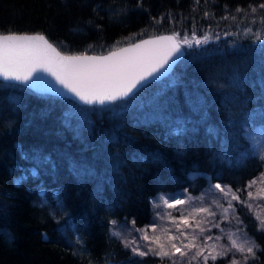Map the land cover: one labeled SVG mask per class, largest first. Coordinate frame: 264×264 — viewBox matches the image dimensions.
<instances>
[{
    "label": "trees",
    "instance_id": "trees-1",
    "mask_svg": "<svg viewBox=\"0 0 264 264\" xmlns=\"http://www.w3.org/2000/svg\"><path fill=\"white\" fill-rule=\"evenodd\" d=\"M259 2L0 0V34H41L66 55H101L174 33L212 37L186 46L167 78L104 107L0 82V264H157L131 256L109 229L133 220L146 227L160 193L195 194L208 178L235 191L260 176L264 163L248 132L264 127V48L226 35L248 17L264 38L258 14L235 13ZM225 5L236 20L220 19ZM232 215L260 245L249 264H264L256 215L240 205Z\"/></svg>",
    "mask_w": 264,
    "mask_h": 264
},
{
    "label": "snow or ice",
    "instance_id": "snow-or-ice-1",
    "mask_svg": "<svg viewBox=\"0 0 264 264\" xmlns=\"http://www.w3.org/2000/svg\"><path fill=\"white\" fill-rule=\"evenodd\" d=\"M205 3L208 0H204ZM196 5L201 0H194ZM137 6H140L137 0ZM259 10V12H258ZM226 15L221 20H236V15L228 11L225 5ZM235 13H251L260 17L261 24H264V2L248 4L246 8L236 7ZM204 18L214 19L211 12L205 11ZM255 23V20L252 21ZM245 35L251 34L260 46L264 48V38L259 32H252L251 28L246 29ZM231 35V33H226ZM212 37L205 33L202 38L192 34L191 41L187 36L180 38L179 33L168 36H159L152 40H144L141 43L132 44L127 48L112 51L107 56L87 55H62L45 38L44 35L35 34H0V77L5 81H19L36 86L44 81V77L37 73H47L52 76L60 85L71 92L84 104H112L126 97L135 98L139 91L148 85L150 78L173 60L174 57L182 56V46L192 48L195 45L199 48L202 44H208ZM216 39H219L217 34ZM35 77V79H33ZM21 151L22 147H21ZM27 158V156H25ZM264 163V156L260 157ZM33 178H38V171L33 169ZM27 177L18 178V183L23 182ZM259 182L264 184V172L260 173ZM257 183V179L248 182L245 189L233 188L222 185L221 182H212L208 178L207 188L202 197L196 198L187 195V189L180 195L163 194L155 199L156 207L161 204L168 209L179 211V217L168 212L163 216L157 213L161 219L167 220L170 226L161 228L155 223L144 227H135V220L129 224H121L115 232L109 231L117 239L121 240L123 247L128 249L133 257H158L167 264H249L255 262L260 245L256 244L246 234L238 241L235 233L225 236L213 234V228L219 229L221 233L225 230L220 227L223 220H229L228 214L235 213L236 205L247 207L249 210L252 204L249 200L255 199L252 191H247V199H242L241 193L250 189ZM211 196L210 200L205 197ZM218 197H223L228 207L225 208ZM200 206H196L197 201ZM235 202V205L233 204ZM41 200L40 206H44ZM206 204V206H205ZM191 205L187 212L182 206ZM181 206V207H178ZM215 209H223L222 219H217ZM239 223V217H235ZM257 231L264 233V218L257 217ZM231 221L229 220V223ZM116 226L117 221L110 222ZM149 229L153 233L149 235ZM226 243H221L225 240ZM141 241L143 243H141ZM77 243L82 240L77 238ZM89 264H92L91 260ZM132 264H147L145 261L133 260Z\"/></svg>",
    "mask_w": 264,
    "mask_h": 264
},
{
    "label": "rangeland",
    "instance_id": "rangeland-1",
    "mask_svg": "<svg viewBox=\"0 0 264 264\" xmlns=\"http://www.w3.org/2000/svg\"><path fill=\"white\" fill-rule=\"evenodd\" d=\"M253 19H249L247 17L246 23H243L241 25H233L232 26V30L233 33L230 36V39H240V40H253V43L260 44V41H256L255 37L252 36L251 34L245 36L243 33L246 29L251 28L252 32L256 31L259 32V28H260V24L259 23H251ZM262 36V35H261ZM229 41V40H228ZM106 54V53H104ZM103 55V54H101ZM248 138L252 144V146L255 148L256 153L259 156H264V127L262 128H256L253 129L251 131L248 132ZM264 172V171H263ZM260 177V176H259ZM258 177V178H259ZM257 178V183L255 185H253L252 188L248 189V191H252L254 196L256 197L255 199L249 200L248 203L252 204V208L251 211L256 215V221L257 217H261L264 218V184L259 182V179ZM206 189V188H205ZM200 192H196L195 194H190L187 193V195H190L192 197H196V198H200L202 197L204 190ZM184 193V191H179L177 193H173L176 195H180ZM159 196V195H158ZM158 196L154 197L151 201V209H152V218L149 222L148 225L152 224L153 221L155 220V223L157 225H159L158 229H157V234H159V231L161 228H165L170 226L167 222V220L161 219L160 216H163L164 214L168 213V212H172V214L174 216L179 217V211L177 210H173V209H168L166 206L162 205L160 207H156L155 204V199L158 198ZM220 199V202L224 205L225 208L228 207L226 200L223 197H218ZM205 200H210L211 196L205 197ZM234 203V202H233ZM196 206H200V201H197ZM206 206V204H205ZM181 207V206H178ZM184 208V210L187 212L188 208L191 207V205H186V206H182ZM215 211L217 212V219L220 220L223 217V209H215ZM157 213L160 214V216H157ZM229 216V220L231 221L229 223V220H223V222L220 224V227L222 229H224L225 231L223 233L220 232L219 229L213 228V234L216 235H221V236H225L226 234H231V233H235V238L240 241L244 238V234L241 233V231L238 229V224L237 222L234 220V217L232 215V213L230 212L228 214ZM259 222V221H258ZM147 225V226H148ZM129 226H131V224H129ZM117 227H115L114 232L117 230ZM153 233L151 232V230L149 229V235H152ZM226 240V238H225ZM141 243H143L141 241ZM221 243H225L224 240L221 241ZM154 257V256H153ZM157 259V264H162V262L159 260L158 257H154ZM219 261L216 262V264H220L218 263ZM163 264H167V261L163 262Z\"/></svg>",
    "mask_w": 264,
    "mask_h": 264
},
{
    "label": "water",
    "instance_id": "water-1",
    "mask_svg": "<svg viewBox=\"0 0 264 264\" xmlns=\"http://www.w3.org/2000/svg\"><path fill=\"white\" fill-rule=\"evenodd\" d=\"M28 35H35V34H28ZM168 35L169 34L160 35V36H168ZM157 37H159V36L143 39V40L138 41L136 43H141L144 40H152V39H155ZM49 43H51V42L49 41ZM136 43H133V44H136ZM129 46L130 45L122 47V48H127ZM118 50L119 49L114 50V51H118ZM57 51H59V50L57 49ZM111 52H108V53L103 54V55H87V56H107ZM182 52L184 53L182 56H179L178 58L174 57L173 60L169 61V63L165 66V68L161 69L160 72L155 74V77L150 78L149 81H148V85L156 83V82H159V81L163 80L164 78L168 77L171 74V72L173 71V69L175 68V66L184 58V55H185L184 46H182ZM61 54L62 55H66V54H63L62 52H61ZM36 75H40V76L44 77V81L41 84L36 85V86H30V85H32V81H30L28 84H24V83H21L19 81H5L3 79V77H0V82L6 83V84L18 85V86L27 88V89L31 90L32 92H34L36 94L50 95V96L58 97L60 99H66V100H69V101L75 103L79 107H104V106L110 105V104L101 105L99 103H96V104H84L77 97H75L71 92H69L66 88H64L62 85H60L52 76L48 75L47 73H43V72L37 73ZM33 79H35V77H33ZM130 98L131 97H126L123 100H118V101H116L114 103H117V102H120V101H124V100L130 99Z\"/></svg>",
    "mask_w": 264,
    "mask_h": 264
}]
</instances>
